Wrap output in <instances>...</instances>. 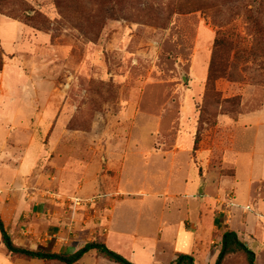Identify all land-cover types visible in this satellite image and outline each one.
<instances>
[{
	"label": "rangeland",
	"instance_id": "1",
	"mask_svg": "<svg viewBox=\"0 0 264 264\" xmlns=\"http://www.w3.org/2000/svg\"><path fill=\"white\" fill-rule=\"evenodd\" d=\"M248 3L0 0V217L15 245L214 264L228 229L264 264V32ZM0 264L60 263L0 238Z\"/></svg>",
	"mask_w": 264,
	"mask_h": 264
},
{
	"label": "trees",
	"instance_id": "2",
	"mask_svg": "<svg viewBox=\"0 0 264 264\" xmlns=\"http://www.w3.org/2000/svg\"><path fill=\"white\" fill-rule=\"evenodd\" d=\"M248 21L255 28L257 33L264 32V28L260 26V21L264 20V9L261 8L260 0L258 6H254V2L257 0H248ZM255 10V11H254ZM263 17L262 20L260 17ZM264 58V57H263ZM262 71L264 72V66ZM0 238L3 247L7 253L20 257L26 260H39L42 262H57L60 264H76L86 254L92 252L105 260L114 264H133L122 255L110 250L102 243L90 242L71 254H61L46 251L43 249L30 250L24 247L17 246L13 243L10 235L8 234L4 223L0 217ZM235 255H242L245 258L247 264L255 263V254L250 250L237 236L234 231L226 229L221 236L220 249L217 255V259L214 264H224V262ZM172 264H197L194 258L190 255L179 254L176 260Z\"/></svg>",
	"mask_w": 264,
	"mask_h": 264
},
{
	"label": "crops",
	"instance_id": "3",
	"mask_svg": "<svg viewBox=\"0 0 264 264\" xmlns=\"http://www.w3.org/2000/svg\"><path fill=\"white\" fill-rule=\"evenodd\" d=\"M247 168V177L248 178H246V180H247V182L248 183H251V182H254V181H256V179H254L255 177H257V176H260L259 174H256L257 172V170H255V168H254V166H253V164L252 163H248V165L245 167V169ZM239 170V169H238ZM246 171V170H245ZM260 181L261 180H264V176H262L260 179H259ZM258 181V180H257Z\"/></svg>",
	"mask_w": 264,
	"mask_h": 264
}]
</instances>
